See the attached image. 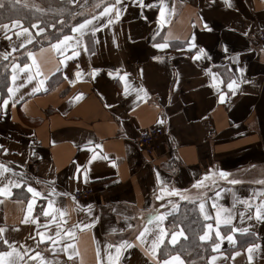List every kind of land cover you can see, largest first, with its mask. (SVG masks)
Masks as SVG:
<instances>
[{
    "label": "crops",
    "instance_id": "obj_1",
    "mask_svg": "<svg viewBox=\"0 0 264 264\" xmlns=\"http://www.w3.org/2000/svg\"><path fill=\"white\" fill-rule=\"evenodd\" d=\"M36 1L42 4L37 9H45L39 0H21L32 8L36 6L30 2ZM97 2H70L75 6L71 22L65 16L59 20L70 29L36 48L33 43L41 33L37 23L36 28L21 24L29 28L30 42L27 34L17 35L19 27L0 28V53L9 58V88L15 90L14 95L0 93V145L8 149L0 150V163L12 169L0 176V187L8 185L12 193L0 196V227L5 228L3 238L24 253L17 264H110L109 253L115 258L116 249L108 246L124 240L134 247L122 249L115 264H155L136 236L147 226L150 244L160 228L171 232L179 225L189 239L180 219L170 221L187 204L194 205L201 218L199 243L208 223L216 239L218 212L223 235L232 227L251 228L233 233L235 245L223 241V255L213 252L212 241H201L200 254L191 245L166 251L180 253L185 264L201 259L213 264V255L214 264H264V222L247 219L254 217L255 207L246 210L240 202L255 206L264 201V184L257 182L264 180V44L257 38L264 27V0H231V7L224 0H144L150 6L121 0L118 20L109 14V24V17L101 16L93 21L95 33H73V26L102 11L95 7ZM205 22L211 31L204 28ZM193 34L210 60L193 59L198 49L187 46ZM65 35L72 39L54 48ZM157 43L169 46L156 48ZM74 51L79 54L72 55ZM235 53L240 54L238 64L232 59ZM240 67L246 69L242 78L247 82H241ZM94 69L99 71L93 75ZM230 80L239 85L235 95L227 87ZM9 96L4 108L3 99ZM160 126L164 134L159 145L147 154L138 143L139 133ZM221 170L230 175L221 178ZM232 179L241 182L231 184ZM20 180L24 183L19 188L9 184ZM197 181H202L201 187H194ZM28 185L42 194L30 215L33 196ZM84 188L95 193L75 199L74 191ZM162 188L163 199L158 200ZM172 189L179 194L168 195ZM159 213H166L164 219L148 224ZM229 214L232 223L226 225ZM38 232L56 243L40 241ZM187 239L180 237L171 245L166 237L165 245L172 250ZM252 243L260 248L249 262L247 247ZM65 245L71 247L65 250ZM0 251L10 248L0 241ZM36 252L40 257L30 259ZM8 259H16L15 254Z\"/></svg>",
    "mask_w": 264,
    "mask_h": 264
},
{
    "label": "snow or ice",
    "instance_id": "obj_2",
    "mask_svg": "<svg viewBox=\"0 0 264 264\" xmlns=\"http://www.w3.org/2000/svg\"><path fill=\"white\" fill-rule=\"evenodd\" d=\"M18 2V0H17ZM70 2L75 3L76 0H70ZM137 2L141 5V6H150V5H144V0H137ZM224 3L228 6L231 7L232 6V2L231 0H224ZM5 5V0H0V8H3ZM96 8H100L102 7V11L97 12L95 15H91L90 18H85L82 22L77 23L75 26L72 27L71 31L73 33H79V35L81 37L84 36L86 31L95 33L96 31H98L97 27L93 24V21L97 20L99 17L101 16H108V23L111 24L113 23V16L109 15V14H114V18L115 19H119L120 15H121V10H122V3L121 0H114V2H108L107 4H105L104 0H98L97 4L95 5ZM160 15H161V23H163V17H164V9L161 8L160 10ZM61 23H63V21H61ZM54 26V25H53ZM12 27L13 28H21V31L17 33V35L20 34H27L26 36V40L27 42H30L31 40V33L29 31V28L27 27H22L21 26V22L19 20H14L12 21ZM32 28H36L37 25L36 24H32L31 25ZM0 28H3L5 30H7L9 28L8 24H2L0 25ZM204 28L208 31H211L212 29L209 28L208 24L205 22L204 24ZM39 32H44L45 29L43 27L38 29ZM247 34V33H245ZM10 38V37H9ZM72 38L70 36L65 35L63 37V40L58 41L56 44L52 45L54 48H60L61 44H64L65 42L71 40ZM79 43V41L77 42ZM169 45L167 43H157L154 45V47L156 48H167ZM187 46L188 48L192 49V48H197L198 51L196 53V55L193 57V59H201V58H205V59H211V56L208 54L207 50L203 47H199L196 44V36L195 34H193L190 38V40L187 42ZM85 50H87L86 46H85ZM223 50L225 53H228V46L225 44L223 45ZM78 52H73L72 55H78ZM31 55V54H30ZM239 53H235L232 56V59L235 60V62L238 64L239 63ZM7 58V55H5V59ZM71 58V57H69ZM154 59H161L160 57H154ZM17 65H13V70L15 71V69L17 68ZM25 68L28 67V65L24 66ZM23 70V69H21ZM99 71V69H94L93 70V75L95 74V72ZM210 71V70H209ZM237 71L239 73H241V82H247V81H243L242 78V74L246 71V69L244 67H240L237 69ZM111 75V73H109ZM81 73L79 71L76 72V76L80 77ZM127 75V74H125ZM213 76V80L216 81L217 80V74L212 73ZM13 81H15L16 76L13 75L12 77ZM32 77L29 76V80H31ZM41 84H43V81H41ZM215 87H218L217 83H214ZM227 87L229 89L232 90V94L235 95V89L239 87V85L237 84L236 80H230ZM38 89H34V91H36ZM125 94H127L128 92V88L125 87L124 89ZM141 91H144L143 89H141ZM8 92L11 93L12 95L15 94V90L13 88H8ZM146 94V93H145ZM12 96H9L7 99H3V107L7 108L8 104H9V99H11ZM139 98V97H138ZM220 100L223 101L224 100V93L221 92L220 94ZM160 123H163V120L160 121ZM0 150H3L4 152H7L8 149L4 148L3 145H0ZM93 159H95V157H93ZM12 169L6 167L3 163H0V176H3V174L5 172H11ZM230 174L226 171L221 170L219 172V176L221 178H227ZM207 178V177H205ZM157 179L159 180V173H157ZM241 181L236 180V179H232L229 181V183L231 184H238ZM258 183L264 184V180H260L257 181ZM24 183L23 180H20L19 182H12L9 181V184H12L14 187L19 188L21 186V184ZM202 186V181H197L196 184L194 185V187H201ZM27 191L29 193H32L33 196V200L29 202L28 204V214L30 215L32 212V207H33V203L35 202V198L41 196L42 194L37 191L35 188H33L31 185L27 186ZM223 191V189L221 190ZM180 190L179 189H172L170 192H168V195H173V194H179ZM161 195H157L156 199H163V193H164V189H161ZM11 190L9 188L8 185H4L2 187H0V196H10ZM215 195L217 197L220 196V192L217 191L215 193ZM182 199H188L187 196H181ZM241 203H243L245 205L246 210L255 207V213H254V217L252 215H249L247 217V219L251 220L253 218H255L256 220L262 221L264 222V201H261V203L259 205H252L250 204V202L248 200H244V201H240ZM49 208L52 207V203L51 201H49ZM163 206V205H162ZM173 207H175V205H173ZM200 210L201 212L204 211V202H201L200 205ZM213 207H215V204L213 205ZM44 216H48L49 213L47 211L43 212ZM61 215L63 216L64 213H61ZM166 215V213H159V214H155L152 215L151 219L148 220V224H152L153 220H160L162 221L164 219V216ZM241 220H243L244 217V213H241ZM205 220L209 219V217L205 214ZM216 225H215V231H214V236L216 237L215 240H213V224L212 223H208L205 225V231L203 232L202 235L199 236V239L201 241H212L211 243V248L213 250V252H220L221 249V244L223 241L227 240V242L229 244L235 245L236 244V237L233 235V233H248L249 229L251 228V225H249L248 227H241V228H237V227H232L230 232L227 235H223L221 233L220 230V224H221V220H220V215L219 212L216 215ZM24 223L28 222V216H25V219L23 221ZM33 222H37V221H33ZM95 222V221H94ZM224 224L226 225H231L232 223V218H231V214H229V218L225 219L223 221ZM84 227H90V225H84ZM128 227H132V225H128ZM158 228H160L159 225H157ZM150 231V229L145 226L143 228V230H141L139 232V234L136 236V240L139 241L142 245H146V252L148 255H150L153 260L155 261V264H185V261L182 259L180 253H175V254H170L168 251H164L163 253H161V245H165V238H168V244L171 245H176L178 242V239L180 237H183L184 239H187V236L185 235L184 229L182 227H180L179 225H175L173 230L171 232L166 231L163 228H160L159 233L157 235H155L154 238L151 239V242L149 244L148 242V237H147V233ZM5 232V228L0 227V241L3 242V244L8 245V247L10 248V251H0V264H17V260L20 259L24 253H22L20 250H18L16 247L13 246V244H10L9 241L7 239L3 238V233ZM37 235L40 237V241H44L45 239L51 241L52 243H56L55 240H52L51 236L45 237L44 233L42 232H38ZM57 238H59L60 233L59 231L56 233ZM69 236H71V233H68ZM68 247H71V245H65V250H67ZM108 247L112 248L115 247L116 249V256L115 258H113L112 254L109 253V261L110 264H115V260L119 259L120 253L122 249L125 248H132L134 247V244L130 241L124 240L121 241V243L119 245H109ZM165 248H167V245H165ZM260 248L259 244H249L247 247V252H248V260L249 262L252 261L253 259V251L255 249ZM13 254H15L16 259H8L10 257L13 256ZM99 254V253H98ZM220 255H223L222 252H220ZM235 255H239V252L235 253ZM161 256H163L164 258H161ZM36 257H40V253L36 252L34 257H29L30 259H35ZM71 259V256L69 257ZM211 261L214 262L217 260V256L213 255L211 256Z\"/></svg>",
    "mask_w": 264,
    "mask_h": 264
},
{
    "label": "trees",
    "instance_id": "obj_3",
    "mask_svg": "<svg viewBox=\"0 0 264 264\" xmlns=\"http://www.w3.org/2000/svg\"><path fill=\"white\" fill-rule=\"evenodd\" d=\"M43 3V10L36 8H31L26 6L21 2V0H5V5L3 8H0V25L8 24L12 25V21L19 20L23 26L31 27L32 24H38V27H45L46 30L42 33L37 34L36 40L33 43V47H38L40 45L46 44L57 37L62 33L70 29V25L67 22L59 23L60 18L63 16L66 17L65 21H70V14L75 10V6L72 5L67 0H39ZM54 25V26H53ZM22 60H25L24 58ZM10 62L9 58L5 59V56L0 53V93L4 95L10 83ZM184 225L187 232H189V239L185 242H181L175 246L172 250L170 246L166 249L162 248L161 253L166 250L174 252L180 246L187 247L191 245L193 249L200 253L204 251V243L200 241L197 242L196 236L202 230L201 228V218L198 215L197 209L194 205L187 204L184 211L180 213V216L171 217L170 221L179 220ZM194 238V239H193ZM208 252V251H206ZM198 257V256H197ZM204 259L197 261L194 264H203Z\"/></svg>",
    "mask_w": 264,
    "mask_h": 264
},
{
    "label": "built area",
    "instance_id": "obj_4",
    "mask_svg": "<svg viewBox=\"0 0 264 264\" xmlns=\"http://www.w3.org/2000/svg\"><path fill=\"white\" fill-rule=\"evenodd\" d=\"M257 38L260 43L264 44V27L259 29ZM163 134L164 130L161 126L144 129L139 133L138 143L147 154H152L156 151ZM94 193L92 188H84L75 190L73 195L75 199L81 200L91 197Z\"/></svg>",
    "mask_w": 264,
    "mask_h": 264
},
{
    "label": "rangeland",
    "instance_id": "obj_5",
    "mask_svg": "<svg viewBox=\"0 0 264 264\" xmlns=\"http://www.w3.org/2000/svg\"><path fill=\"white\" fill-rule=\"evenodd\" d=\"M30 5H32V6H36L35 8L37 9V8H42V4L41 3H39L38 1H36V3H34V2H30ZM32 8V7H31ZM39 10H42V9H39Z\"/></svg>",
    "mask_w": 264,
    "mask_h": 264
}]
</instances>
